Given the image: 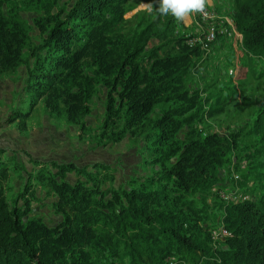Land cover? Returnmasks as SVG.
<instances>
[{
    "label": "trees",
    "instance_id": "obj_1",
    "mask_svg": "<svg viewBox=\"0 0 264 264\" xmlns=\"http://www.w3.org/2000/svg\"><path fill=\"white\" fill-rule=\"evenodd\" d=\"M127 1L70 0L62 17L41 27L39 43L30 48L34 61L27 67V86L56 99L70 119L81 118L93 85L82 62L92 58L108 77L105 126L118 118L122 124L108 132L107 142L127 132L139 137L150 173L104 189L101 183L113 179L104 162L41 160L28 171L14 153L0 149V264H98L92 253L109 256L110 264H264V196L219 204L207 199L222 183L217 170L235 138L194 134V121L223 109L219 96L205 108L208 99L183 86L205 51L179 36V53L160 56L140 34L124 42L123 54L115 58L117 44L106 34L124 20ZM233 21L247 55L264 57V0L242 1ZM220 39L225 38L217 36L213 43ZM22 45L30 46L23 28L0 11V74L17 66ZM144 51L145 59L136 60ZM159 103L169 105L151 119L148 114ZM184 126L190 128L187 139L178 140ZM254 131L264 140V111L254 120ZM11 173L20 175L22 189L8 201ZM35 185L53 196L51 205L62 216L53 225L32 214V202L41 198ZM213 207L217 226L229 235L207 242L196 224L212 221Z\"/></svg>",
    "mask_w": 264,
    "mask_h": 264
},
{
    "label": "rangeland",
    "instance_id": "obj_2",
    "mask_svg": "<svg viewBox=\"0 0 264 264\" xmlns=\"http://www.w3.org/2000/svg\"><path fill=\"white\" fill-rule=\"evenodd\" d=\"M242 1L210 0L214 11L231 21L236 31L233 19ZM69 3L70 0H0V11L5 19L17 21L30 44L20 48L21 58L17 66L0 74V149L5 150L8 156L14 153L28 171L34 169L35 161L41 160L71 161L79 166L104 162L110 166L113 179L105 180L101 187L123 186L132 177L149 174L150 169L144 162L146 154L139 137L127 132L121 140L107 142L108 132L116 133L122 124L118 118L105 126L108 77L103 67L90 57L83 59L82 73L92 79L93 85L91 96L85 103L87 112L81 118L70 119L56 99L45 97L34 89L29 90L27 86L30 83L27 67L34 61L30 48L39 43L41 27L62 17ZM156 7L157 0L127 1L124 20L106 34L107 39L117 44L115 58L123 54L124 42L140 34L148 38L149 47L159 48L160 56L179 53L183 43H178L177 37L199 35L192 14L178 22L171 15H160ZM189 37H185V43ZM145 55L146 51L141 52L136 60H144ZM183 86L197 90L200 97L208 99L205 108L215 101L216 96L221 98L223 109L212 117L194 121L198 125L194 134L203 136L217 132L229 139L235 138L232 152L217 170L222 183L217 186L218 190L210 191L207 196L209 202L219 204L224 195L237 200L262 198L264 140L254 131V120L260 111H264V57L248 56L242 43L232 37L220 39L209 45L203 58L189 70ZM168 105L157 104L148 116L154 119ZM189 129L184 126L176 138L186 140ZM21 181L18 173H11L6 183L8 201L21 191ZM35 186L41 198L32 202V214L53 225L62 219L51 205L53 196L46 195V186ZM216 208L211 210L212 221L196 224L199 238L207 242L211 239L209 230L216 228L219 222ZM92 257L98 264L111 262L109 256L92 253Z\"/></svg>",
    "mask_w": 264,
    "mask_h": 264
},
{
    "label": "built area",
    "instance_id": "obj_3",
    "mask_svg": "<svg viewBox=\"0 0 264 264\" xmlns=\"http://www.w3.org/2000/svg\"><path fill=\"white\" fill-rule=\"evenodd\" d=\"M192 18H194L195 23L198 25L199 35L190 37L189 35H185V37H189L186 40L189 46L197 44L200 45L202 50L208 51L209 45L216 40L217 36H223L226 39H231L232 37L236 42H242V34L234 29L233 23L225 16H221L214 11L210 0H207L205 11L203 13H192ZM176 33L183 35V33L177 30ZM223 199L234 200L235 202L239 201L237 199H228L226 195H224ZM210 233L213 240H220L229 235V232L222 225L211 228Z\"/></svg>",
    "mask_w": 264,
    "mask_h": 264
},
{
    "label": "clouds",
    "instance_id": "obj_4",
    "mask_svg": "<svg viewBox=\"0 0 264 264\" xmlns=\"http://www.w3.org/2000/svg\"><path fill=\"white\" fill-rule=\"evenodd\" d=\"M206 4L207 0H157L155 10L160 15H171L179 22L185 20L192 13H203Z\"/></svg>",
    "mask_w": 264,
    "mask_h": 264
}]
</instances>
